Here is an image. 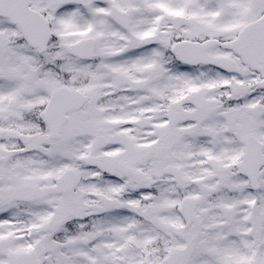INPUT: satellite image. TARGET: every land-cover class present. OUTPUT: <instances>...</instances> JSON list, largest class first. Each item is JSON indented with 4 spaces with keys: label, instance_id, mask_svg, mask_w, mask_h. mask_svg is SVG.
<instances>
[{
    "label": "snow or ice",
    "instance_id": "snow-or-ice-1",
    "mask_svg": "<svg viewBox=\"0 0 264 264\" xmlns=\"http://www.w3.org/2000/svg\"><path fill=\"white\" fill-rule=\"evenodd\" d=\"M0 264H264V0H0Z\"/></svg>",
    "mask_w": 264,
    "mask_h": 264
}]
</instances>
